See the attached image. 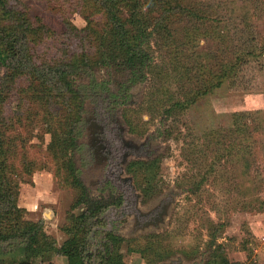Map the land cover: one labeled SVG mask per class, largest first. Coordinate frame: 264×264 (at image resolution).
Instances as JSON below:
<instances>
[{
	"label": "rangeland",
	"instance_id": "obj_1",
	"mask_svg": "<svg viewBox=\"0 0 264 264\" xmlns=\"http://www.w3.org/2000/svg\"><path fill=\"white\" fill-rule=\"evenodd\" d=\"M23 2L38 61L85 70L68 75L73 91L14 90L0 101V264H260L264 0H123L130 42L146 53L142 69L130 66L98 5ZM108 97L143 138L159 132L158 158L142 163L140 183L157 187L151 207L174 192L160 230L133 233V217L119 221L112 207L92 215L83 202L75 158L89 163L87 148L75 151L69 134L78 138L82 114L106 108Z\"/></svg>",
	"mask_w": 264,
	"mask_h": 264
},
{
	"label": "flooded vegetation",
	"instance_id": "obj_2",
	"mask_svg": "<svg viewBox=\"0 0 264 264\" xmlns=\"http://www.w3.org/2000/svg\"><path fill=\"white\" fill-rule=\"evenodd\" d=\"M134 78L133 82L138 81L142 75L139 74ZM127 88L128 86L124 90V97H127ZM119 103L117 98L108 97L106 108L100 109L99 104H96L90 113L82 114L80 122L82 134L77 138L75 151L80 144L86 145L89 163L84 165L82 161L80 164V161L75 158V165L78 170H81L80 178L91 198L108 202L107 209L111 207L120 209V212L116 214L119 221L131 217L134 219L135 215L144 220L146 217L141 216L142 212L151 209L156 211L154 207L158 202L152 207L150 202L156 197L157 187L152 185L149 190L141 188L140 174L141 169L144 168L143 162H154L158 158L159 149L153 144L159 132H152L151 135L143 138L135 129L137 126L134 122L123 116L124 108L122 109ZM82 135L84 137L82 140L85 142H81ZM100 193L104 195L101 196ZM173 195L172 191L167 193V197L161 198L162 204L158 210L162 209L168 199H173ZM127 198L132 199L131 206L124 203ZM121 199L123 202L120 203ZM118 203L120 205H117ZM124 204H128V211L123 209Z\"/></svg>",
	"mask_w": 264,
	"mask_h": 264
},
{
	"label": "trees",
	"instance_id": "obj_3",
	"mask_svg": "<svg viewBox=\"0 0 264 264\" xmlns=\"http://www.w3.org/2000/svg\"><path fill=\"white\" fill-rule=\"evenodd\" d=\"M91 3L98 5L106 13V18L112 26L116 38L119 40L120 46L125 49L129 55L132 68L142 69L145 67L146 53L142 49H137L130 42V36L126 27L125 20L121 15L120 4L123 0H89ZM140 0H134V4L138 6ZM89 19V18H87ZM32 22L28 17L26 4L23 0H0V66L3 68V78L0 84V101L8 93L18 91L19 93L27 92L29 90H43L50 94L54 88L72 90V83L68 80V75L72 71L85 70V68L76 67L75 62H67L65 60H57L52 58H43L42 63L37 59L35 47L29 43L30 33L32 32ZM36 25V24H35ZM42 23L36 26L35 29L43 28ZM136 37H139L136 35ZM255 37V36H254ZM252 49V48H250ZM260 49V48H259ZM242 51H238L236 62L233 67L239 65L243 59ZM253 51V52H252ZM257 53V49L247 50V55ZM42 54H40V57ZM39 57V56H38ZM137 57V58H136ZM140 64H136L137 61ZM37 83V85L35 84ZM69 139L74 148L77 145V136L74 135L73 130L70 131ZM0 142V149H1ZM1 155V153H0ZM73 171L75 166L71 164ZM74 167V168H73ZM76 183L80 182L85 188V196L83 202L92 215H97L104 208L109 206L106 201H98L91 198L88 194L87 188L80 177L75 179ZM19 211V210H17ZM21 227L17 224L16 231ZM32 235L27 232L23 234H16V232L9 235L14 238L17 235L25 236ZM7 239V236H3ZM32 244L29 242V245Z\"/></svg>",
	"mask_w": 264,
	"mask_h": 264
},
{
	"label": "water",
	"instance_id": "obj_4",
	"mask_svg": "<svg viewBox=\"0 0 264 264\" xmlns=\"http://www.w3.org/2000/svg\"><path fill=\"white\" fill-rule=\"evenodd\" d=\"M175 199H168L164 204L162 209H159V206L162 204V200H160L155 208V212L153 209L142 212L141 216H144V220H141L139 216L135 215L133 221H132V230H134L133 233H138L139 231H146L148 229L154 228V229H162L163 225H166L167 219L170 214V210L172 208V205L175 203ZM154 212L153 214H151ZM131 235V234H130ZM176 261V260H175ZM169 261L167 264H170ZM173 263V262H172ZM175 264H186L182 258L179 259V263Z\"/></svg>",
	"mask_w": 264,
	"mask_h": 264
},
{
	"label": "crops",
	"instance_id": "obj_5",
	"mask_svg": "<svg viewBox=\"0 0 264 264\" xmlns=\"http://www.w3.org/2000/svg\"><path fill=\"white\" fill-rule=\"evenodd\" d=\"M260 264H264V259H261L260 260Z\"/></svg>",
	"mask_w": 264,
	"mask_h": 264
}]
</instances>
